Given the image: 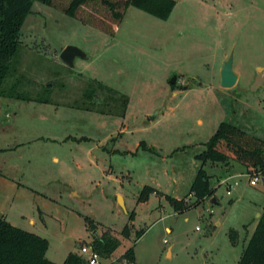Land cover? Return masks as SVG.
I'll return each instance as SVG.
<instances>
[{"label":"rangeland","instance_id":"obj_1","mask_svg":"<svg viewBox=\"0 0 264 264\" xmlns=\"http://www.w3.org/2000/svg\"><path fill=\"white\" fill-rule=\"evenodd\" d=\"M68 45L87 59L65 65ZM231 53L239 78L226 88ZM223 121L264 139V0H176L168 20L130 6L114 35L37 0L0 94V214L48 239L59 264L71 252L88 264L81 248L105 233L118 247L94 248L100 264H238L264 181L196 158ZM202 167L220 204L177 211L170 198L196 202ZM146 185L157 192L140 202Z\"/></svg>","mask_w":264,"mask_h":264},{"label":"trees","instance_id":"obj_2","mask_svg":"<svg viewBox=\"0 0 264 264\" xmlns=\"http://www.w3.org/2000/svg\"><path fill=\"white\" fill-rule=\"evenodd\" d=\"M37 0H0V94L2 86L11 72V61L20 46L21 29ZM42 3L63 9L68 15L78 18L84 24L99 28L107 34L114 35L130 6L137 7L159 19L168 20L175 8L176 0H39ZM175 88L174 85H172ZM124 105H128L125 98ZM206 149L196 158L204 166L207 162H238L249 173L260 172L264 177V139L251 134L244 128L228 122L220 123L217 131L206 143ZM211 176L202 167L191 185V193L196 202L170 198L177 211L196 207L205 199L215 197L216 188L211 185ZM157 189L146 185L139 201L146 202ZM169 197V195L167 196ZM190 203V204H189ZM130 217L134 220L133 214ZM127 225L124 233L128 237ZM233 244L238 231H231ZM49 240L21 229L10 223L5 216L0 217V264H59L50 260L46 254ZM93 245V244H92ZM94 248L100 254H111L118 242L107 233L97 236ZM124 256L135 262V250L129 248ZM63 264H85L78 253L68 254ZM238 264H264V209L259 222L243 249Z\"/></svg>","mask_w":264,"mask_h":264},{"label":"water","instance_id":"obj_3","mask_svg":"<svg viewBox=\"0 0 264 264\" xmlns=\"http://www.w3.org/2000/svg\"><path fill=\"white\" fill-rule=\"evenodd\" d=\"M77 57L87 59V54L84 50L81 48L75 46V45H68L61 53L60 59L61 61L69 66L74 67L75 66V60ZM234 53H231L227 60H225L221 66L220 70V78H221V85L226 88L233 87L239 78L238 73L234 69ZM177 82V76H173L170 83L176 84ZM264 181V180H263ZM121 196H119V200ZM211 203L214 205H219L220 202L216 197L211 198ZM3 214H0V217H2ZM97 233V232H96ZM98 234V233H97Z\"/></svg>","mask_w":264,"mask_h":264},{"label":"built area","instance_id":"obj_4","mask_svg":"<svg viewBox=\"0 0 264 264\" xmlns=\"http://www.w3.org/2000/svg\"><path fill=\"white\" fill-rule=\"evenodd\" d=\"M250 175H252L251 180H253L254 182H258L261 179L264 180V177L260 172H258V174ZM259 175L261 177H259ZM232 178L233 176H227L221 181V184H227L229 194L232 192V188L234 187V185H237V182L230 183V180ZM81 253L83 254V257L86 259L88 264H100V254L92 246L84 245L81 248Z\"/></svg>","mask_w":264,"mask_h":264},{"label":"crops","instance_id":"obj_5","mask_svg":"<svg viewBox=\"0 0 264 264\" xmlns=\"http://www.w3.org/2000/svg\"><path fill=\"white\" fill-rule=\"evenodd\" d=\"M56 161H59V158L58 157H55L54 158ZM231 176H233V175H231ZM258 216H260V214H258ZM166 230H169V227H166Z\"/></svg>","mask_w":264,"mask_h":264}]
</instances>
